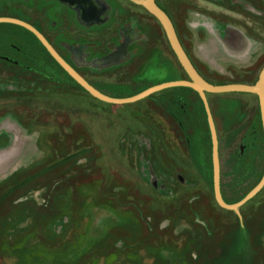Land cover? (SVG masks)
Masks as SVG:
<instances>
[{"label": "rangeland", "instance_id": "rangeland-1", "mask_svg": "<svg viewBox=\"0 0 264 264\" xmlns=\"http://www.w3.org/2000/svg\"><path fill=\"white\" fill-rule=\"evenodd\" d=\"M157 2L203 79L257 82L264 0ZM3 7L0 16L12 12ZM142 24L144 61L76 70L113 98L188 80L160 23L150 15ZM206 97L222 196L234 204L264 177L258 99ZM0 264H264V188L238 210L218 205L209 126L195 92L172 88L133 103L98 101L30 33L0 24Z\"/></svg>", "mask_w": 264, "mask_h": 264}, {"label": "flooded vegetation", "instance_id": "flooded-vegetation-1", "mask_svg": "<svg viewBox=\"0 0 264 264\" xmlns=\"http://www.w3.org/2000/svg\"><path fill=\"white\" fill-rule=\"evenodd\" d=\"M122 1L0 0V4L4 6L3 8L7 9V11H12L9 15H3L0 18L19 20L33 27L67 64L91 84L76 68L103 71L109 68L117 69L124 64L132 65L137 59L141 60L142 58L141 61L146 59L145 57H140L139 52L145 42V30H147L143 26L142 20L145 18L148 21V17L153 15L143 6L130 0H125V3ZM155 2L161 10L164 9L158 4L157 0ZM133 6L143 11L140 13V17L134 16L133 13L127 14L124 11L132 12ZM27 7L30 8V12L27 11ZM34 14H42L43 16L39 15L37 17L38 20H36ZM167 16L170 18L177 33L171 17L169 14ZM41 22H43V25ZM0 24L13 25L30 33L58 65L41 41L28 29L12 23ZM97 50L100 51L95 54ZM184 50L187 53L185 48ZM63 53H66V55L63 56ZM188 57L190 58L189 55ZM161 68L165 69L164 66ZM143 69L145 74L147 68L144 67V64L140 66L139 72L142 73ZM93 74L96 73L93 72ZM102 81L100 82L105 83V81ZM93 87L96 88L95 86ZM156 104L167 114L168 107L166 102L158 99Z\"/></svg>", "mask_w": 264, "mask_h": 264}, {"label": "water", "instance_id": "water-1", "mask_svg": "<svg viewBox=\"0 0 264 264\" xmlns=\"http://www.w3.org/2000/svg\"><path fill=\"white\" fill-rule=\"evenodd\" d=\"M131 2L143 6L150 14H152L161 24L170 47L181 65L183 71L188 77V80H176L170 82H164L153 85L140 93L125 97V98H113L103 94L89 84L82 76H80L69 64H67L50 46V44L44 39V37L38 33L30 25L15 19L0 18V23H12L20 25L30 32H32L45 46L50 55L58 63V65L77 83L84 91L98 101L110 104H126L133 103L144 98L149 97L157 92L172 89V88H188L196 92L203 104L205 115L207 118L209 132L211 136L212 145V165H213V191L216 202L220 207L226 210H238L245 203L250 201L264 188V177L260 182L249 192L244 198L234 204H229L224 201L220 184V163H219V142L216 132L215 123L211 114V110L208 104L207 94H223V93H248L257 96L259 103V110L261 115L262 128H264V69L259 74L258 80L254 85H247L241 83L230 84H212L203 79L195 69L190 58L185 52L182 44L179 41L175 28L167 16V14L161 10L155 0H130Z\"/></svg>", "mask_w": 264, "mask_h": 264}, {"label": "crops", "instance_id": "crops-1", "mask_svg": "<svg viewBox=\"0 0 264 264\" xmlns=\"http://www.w3.org/2000/svg\"><path fill=\"white\" fill-rule=\"evenodd\" d=\"M136 70H137V68H132V70L129 72V73H131V78L133 79L134 77H136V75H135V73H136ZM131 79V80H132ZM164 91V90H163ZM140 93V92H139ZM134 95H136V94H134ZM148 98V97H147ZM145 99V98H144ZM143 100V99H142ZM140 101V100H139Z\"/></svg>", "mask_w": 264, "mask_h": 264}, {"label": "trees", "instance_id": "trees-1", "mask_svg": "<svg viewBox=\"0 0 264 264\" xmlns=\"http://www.w3.org/2000/svg\"><path fill=\"white\" fill-rule=\"evenodd\" d=\"M163 10H164V12H166L165 9H163ZM166 13H167V12H166ZM167 14H168V13H167ZM212 84H215V83H212ZM186 89H188V88H186ZM189 90H190V89H189ZM191 91H192V90H191ZM193 92H194V91H193ZM195 93H196V92H195ZM196 94H197V93H196Z\"/></svg>", "mask_w": 264, "mask_h": 264}]
</instances>
